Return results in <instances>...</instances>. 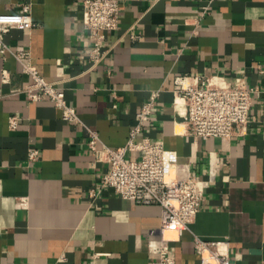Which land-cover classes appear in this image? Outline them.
<instances>
[{
	"label": "crops",
	"instance_id": "crops-1",
	"mask_svg": "<svg viewBox=\"0 0 264 264\" xmlns=\"http://www.w3.org/2000/svg\"><path fill=\"white\" fill-rule=\"evenodd\" d=\"M120 25L104 60L90 67L83 0H0V13L31 4L34 26L5 35L0 53V264H152L162 240L159 204L101 188L89 129L118 148L143 103L157 93L137 137L163 141L191 173L210 178L189 228L168 245L177 264H202L196 240L226 241L234 264H264V0H119ZM27 50L40 74L64 88L80 122L50 99L31 102V81L13 52ZM10 74L4 82L3 71ZM243 77L254 93L247 127L231 139H194L177 77ZM19 90V91H18ZM20 118L17 128L11 116ZM38 148L36 160L29 149ZM129 158L137 154L129 153ZM100 190L97 197L90 190Z\"/></svg>",
	"mask_w": 264,
	"mask_h": 264
},
{
	"label": "built area",
	"instance_id": "built-area-1",
	"mask_svg": "<svg viewBox=\"0 0 264 264\" xmlns=\"http://www.w3.org/2000/svg\"><path fill=\"white\" fill-rule=\"evenodd\" d=\"M121 3L119 0H83V26L92 43L88 52L90 67L102 62L109 52L103 47L108 34L119 28ZM34 26L31 4L25 3L16 13H0V53L11 51L5 42V35L13 28L27 29ZM22 65L29 81L22 89L31 102L50 99L62 110L64 120L77 123L80 118L76 107L67 99L64 88L58 82L44 78L33 63L27 50L13 52ZM4 82L10 74L3 71ZM19 91V90H18ZM243 77L226 78L219 74L203 73L197 76L177 77L174 91L175 104L185 107V120L190 136L196 139H231L244 130L250 121L254 93ZM157 93L145 101L137 114L138 124L132 130L128 143L118 148L105 145L99 134L89 129L88 146L96 162L109 164L101 188H111L121 197L139 204H159L162 220L159 228L162 245L158 258L152 264H177L171 254L169 241L172 235L180 236L189 228L199 212L205 190L215 176L210 169V178L205 180L191 173L189 163L181 162L177 151L168 149L163 141L149 137L137 138L149 121L157 103ZM20 118L9 119L11 128H17ZM129 153L137 154L129 158ZM38 148L29 149V158L36 160ZM100 190H90L91 197H97ZM196 251L202 264H234L226 241L196 240Z\"/></svg>",
	"mask_w": 264,
	"mask_h": 264
}]
</instances>
